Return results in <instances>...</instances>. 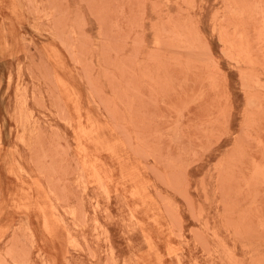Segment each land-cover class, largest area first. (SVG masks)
<instances>
[{
	"label": "rangeland",
	"instance_id": "obj_1",
	"mask_svg": "<svg viewBox=\"0 0 264 264\" xmlns=\"http://www.w3.org/2000/svg\"><path fill=\"white\" fill-rule=\"evenodd\" d=\"M0 264H264V0H0Z\"/></svg>",
	"mask_w": 264,
	"mask_h": 264
}]
</instances>
